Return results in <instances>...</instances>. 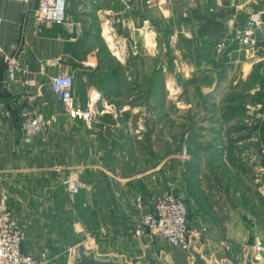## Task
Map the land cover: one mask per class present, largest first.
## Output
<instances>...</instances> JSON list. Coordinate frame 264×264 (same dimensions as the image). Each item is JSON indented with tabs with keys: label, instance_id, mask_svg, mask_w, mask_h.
I'll use <instances>...</instances> for the list:
<instances>
[{
	"label": "crops",
	"instance_id": "0c3cea01",
	"mask_svg": "<svg viewBox=\"0 0 264 264\" xmlns=\"http://www.w3.org/2000/svg\"><path fill=\"white\" fill-rule=\"evenodd\" d=\"M162 1L159 8L148 9L145 0H128L131 8L123 0H67L65 24L38 29L34 24L38 0H30L28 5L0 0V195H8L9 206L24 232L23 249L31 256L46 250L53 258L51 264H66V250L56 247L65 238L53 225L57 223L74 228L100 257L143 260L142 245L153 244L152 251L169 264H190L193 260L190 253L161 237L135 236L141 217L166 195L138 187V165L168 161L163 144L152 141L162 125L153 131L146 117L153 113L160 124L167 119L170 73L179 85L210 91L248 85L253 80L255 84L251 83L253 88L246 94L264 91V25L254 57L240 51L236 35L252 14L264 22V0ZM145 21L148 23L143 26ZM148 31L151 36L147 39ZM145 41L166 44L168 49L152 55ZM20 44L28 50L36 78V86L28 93L18 82L7 80L2 62L3 56L11 55L12 47ZM56 75L74 78L80 106L93 104L96 121L92 125L66 115L51 89L50 79ZM154 86H164L166 93L154 94ZM153 103L159 106L154 112L149 110ZM31 104L53 123L27 145L19 112ZM3 111L11 112L12 118H4ZM252 121L251 127L248 118L244 120L241 132L247 134L245 139L231 141L240 151L232 152L227 138L224 143L221 157L227 162L225 177L231 185L239 181L248 187V171L256 182L264 183V121L259 114ZM145 148L159 154L155 152V158L138 154V149ZM70 177L82 184L79 195L67 192L64 181ZM227 189L232 192L235 188L228 185ZM210 199V213L227 214L229 220L211 218L206 225L200 219L191 221L193 231L207 228L196 248L209 263L222 264L232 257L244 264L251 233L240 217L242 206L235 199L222 205L216 190ZM225 239L234 244L232 251L222 244ZM254 241V245L264 246L259 235Z\"/></svg>",
	"mask_w": 264,
	"mask_h": 264
},
{
	"label": "rangeland",
	"instance_id": "374dc122",
	"mask_svg": "<svg viewBox=\"0 0 264 264\" xmlns=\"http://www.w3.org/2000/svg\"><path fill=\"white\" fill-rule=\"evenodd\" d=\"M254 73L255 71L251 73L252 76ZM254 77L256 78V75ZM251 83L255 84V80ZM251 83L233 88L222 86L216 91H210L207 87L179 85L178 80L170 73L167 87V119L163 118L160 124V118H156L155 114L151 113L146 117L147 125L153 127V131L162 125V128L157 129L158 134L154 132L152 141L154 145L163 144V156L167 152L168 161L162 165L136 167L138 187L146 191L152 189L155 194L161 191L162 196L164 193L173 194L182 199L188 206L189 224L199 219L204 225L211 218H217L221 222L229 220L227 214L210 213V206L213 205L210 196L215 190L222 196V205L235 199L244 212L240 214L242 222L251 233V240L246 245L248 247L255 244L254 238L257 235L264 244V183L256 182L255 176L248 171V187L239 181L231 185L225 177L227 162L221 156L224 154L226 138L229 142L240 141L242 137L245 139L247 134L241 132L245 127V119L248 118L251 127L254 126V121L251 120L257 114L264 121V91L262 89L254 94H246L245 91L253 88ZM165 91L164 86H154L153 89V93L157 95H164ZM259 104H262V107H257ZM158 108L159 106L153 103L149 110L154 112ZM235 142L227 146L230 150V147H233L234 153L240 151ZM137 147L139 148V144ZM137 152L155 158L156 151L151 153L145 148L138 149ZM239 164L238 168L241 167ZM228 185L229 188H235L232 190L235 191L233 197L231 190L227 189ZM79 228H82L81 225ZM80 233L83 235L85 232L80 229ZM226 242L230 244L232 251L234 244L232 245L229 239H226ZM153 254L159 259L162 258L160 253L156 254L154 251ZM227 260L232 264L240 262V259L232 257ZM134 262L129 260L127 263Z\"/></svg>",
	"mask_w": 264,
	"mask_h": 264
},
{
	"label": "built area",
	"instance_id": "2783aa9c",
	"mask_svg": "<svg viewBox=\"0 0 264 264\" xmlns=\"http://www.w3.org/2000/svg\"><path fill=\"white\" fill-rule=\"evenodd\" d=\"M28 5L30 0H14ZM128 8L132 5L128 0H123ZM163 5L162 0H145L148 9L159 8ZM67 0H38V7L35 12V27L41 29L46 25H64L66 22ZM148 21L143 23L145 26ZM264 22L258 14L249 16L244 29L237 31L240 44V51L247 57H254L258 53L259 40L256 31L262 29ZM148 31L144 38L150 37ZM145 48L152 55L168 49L166 44L154 45L152 42L145 41ZM224 46L219 45L218 49L223 50ZM12 54H5L2 58L5 71L9 82H18L30 92L36 86V78L32 76L30 64L28 62V50L25 45H15L12 47ZM137 46L133 45V53L138 54ZM264 59V46L261 49ZM51 89L56 99L61 103L66 115L71 119H79L87 125H92L95 121V111L93 104L89 103L86 108L80 106L76 101L75 82L71 75H56L50 79ZM47 106V103H43ZM4 118H12L9 111H3ZM19 116L22 120L21 132L24 143L32 145L35 139L44 134L53 123L52 118H47L45 114L34 107L32 104L23 107ZM64 186L72 196L79 195L82 184L77 178L70 177L64 181ZM140 202V201H138ZM140 207V206H139ZM189 210L186 203L174 196L166 194L158 198L150 212L145 213L136 225L135 236L161 237L168 244L178 247L185 252H189L191 240L199 239L207 234V228L191 230L189 228ZM226 226V224H224ZM24 232L22 231L17 219L15 218L10 206L9 197L6 193L0 195V264H51L53 258L48 251H42L37 257L31 256L23 249ZM222 244L227 249L230 244L226 239ZM253 247L254 264H264V246L256 244ZM72 261L73 249L67 252ZM241 264V263H239Z\"/></svg>",
	"mask_w": 264,
	"mask_h": 264
},
{
	"label": "water",
	"instance_id": "95a60500",
	"mask_svg": "<svg viewBox=\"0 0 264 264\" xmlns=\"http://www.w3.org/2000/svg\"><path fill=\"white\" fill-rule=\"evenodd\" d=\"M256 37L258 40L262 37V30L258 29L256 31ZM58 232H60L65 238L62 239L56 247L59 250L73 249L72 261H70V257L67 256L66 264H129L127 263L123 257H100L97 254L95 249H91L88 247L83 240L77 235V232L74 228L68 225H59L57 223H53ZM198 243V239L193 238L191 240L189 253L192 256L193 260L190 264H219L217 261H212L209 263L207 259L204 257L203 252L199 251L196 246ZM153 244L142 245V249L144 251V259L135 261L133 264H169L165 257L159 259L157 256L153 254L152 251ZM254 249L250 247L246 257L244 264H254L253 263ZM222 264H232L229 261H225Z\"/></svg>",
	"mask_w": 264,
	"mask_h": 264
}]
</instances>
